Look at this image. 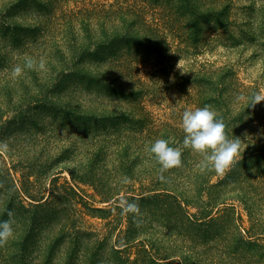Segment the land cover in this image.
Wrapping results in <instances>:
<instances>
[{
	"label": "trees",
	"instance_id": "obj_1",
	"mask_svg": "<svg viewBox=\"0 0 264 264\" xmlns=\"http://www.w3.org/2000/svg\"><path fill=\"white\" fill-rule=\"evenodd\" d=\"M15 1L0 0L2 75L7 74V70L12 72L17 65L23 68L29 57L37 63L41 59L26 49L28 38L34 43L39 41V22L26 24L22 16L16 17V8L23 6L27 10L36 6L46 12L43 15L51 12L49 2ZM148 2L156 8L168 9L170 14L166 16L172 15L180 29L183 25L187 31L174 36L183 37L181 40H189L190 44L198 43L207 29L229 27L226 17L230 6L224 3L219 9L204 10L207 0ZM112 13L111 17L107 9L104 18L110 23L103 21V32L93 40L89 41L92 38L89 24L84 27L86 43L78 42L72 22L68 21L66 44H53L50 52L44 53L48 47L46 42L43 49L46 55L42 57L45 69H24L23 75L16 78L21 81L31 77L36 92L28 100L33 99L37 109L52 122L58 120L60 129L69 131L72 133L69 137L76 136L80 141L71 143L68 149L56 146L58 152L52 157L46 154L52 149L45 152L41 149L44 170L40 168L43 165L37 163L38 173L22 176L19 185L13 183L6 170L0 173V221L11 219L14 232L8 243L0 247V264H28L27 254L35 252L37 258L44 256L41 264H245L250 254L255 256L257 264H264V111L259 106H250L247 101L238 109H232L234 92L228 91L230 79L224 76L227 72L221 75L204 71L202 76L198 73L190 80L197 97L192 101L194 108L210 105L226 125L229 139L238 138L241 142V160L226 175L220 176L214 170L201 172V157L183 148L182 128L177 129L170 123L155 130L150 127L148 112L142 108L143 85L137 87L139 82L132 85L123 78V70L116 69L125 64L124 56L135 66L165 60L171 51L164 34L156 25L146 29L139 9L126 6L113 9ZM103 96L108 101H99ZM110 101L117 103L104 107L103 103ZM99 102L103 110H113L89 109ZM118 103L125 104L128 110L117 108ZM97 134L103 138L89 141ZM129 134L138 138V151L147 154L142 168L147 170L148 178L139 181L138 193L134 192V185L123 190V177L130 178L131 183H139L136 181L139 176L134 177L136 159L134 162L126 157L130 148L126 142ZM157 139L168 140L169 146L180 148L182 152V166L164 173L166 182L159 179L160 166L149 151ZM110 146L115 150L120 147L125 158L119 160L114 156L109 160L113 168L107 172L113 174L103 177L107 162L101 169H98L99 163L103 155H110L107 152ZM71 156L76 164L73 170H68L72 182L92 186L100 202H110L116 197L139 204L141 213L145 212L142 222L148 225L151 234L148 243L133 240L136 228H128L124 236L118 229L116 237L122 242L112 245L109 237L115 230L109 229L105 236L82 230L73 215L83 202L75 187L68 182L60 183L59 172L50 175L46 186L37 181L38 174L46 176L52 166ZM119 165L125 170L122 175L117 172ZM32 176L35 180L30 179ZM110 177L113 179L109 180ZM241 208L246 212L249 227H244L238 213ZM94 210L103 219L110 214L103 209ZM8 211L13 213L11 218ZM235 213L238 214L234 219L236 223L231 216ZM111 223L113 221H108L106 225ZM259 231L261 233H257ZM257 234L258 237H254ZM132 249L137 254L133 261L128 252Z\"/></svg>",
	"mask_w": 264,
	"mask_h": 264
},
{
	"label": "rangeland",
	"instance_id": "obj_2",
	"mask_svg": "<svg viewBox=\"0 0 264 264\" xmlns=\"http://www.w3.org/2000/svg\"><path fill=\"white\" fill-rule=\"evenodd\" d=\"M5 1L16 2L15 0ZM41 1L51 4L49 14L43 15L46 12H41L36 6H31L32 9L27 10L22 6L16 8L15 11L16 17L20 19L22 16L26 24H31L35 20L39 22L41 28L39 41L34 43L31 38H28L30 42L26 48L28 53L38 58L45 57L46 54L44 53L50 52L53 44H66L68 40V21L72 22L78 42L80 40L79 43L87 42L84 27L88 24L92 32V38H89V41L98 37V35L100 36L103 32V21L106 22L104 17L107 9L111 17L113 16V9L116 8L128 6L139 9L143 21L147 24L144 26L147 27L146 29L149 25L160 27L171 51L165 60L135 66L134 62L126 60L127 57L124 56L125 60L122 61H125V64L116 67L118 72L123 70V78L127 79L129 83L133 85L139 82L137 87L143 85L142 108L148 112V123L154 130L155 127L160 128L168 123L177 129H181L183 112L194 110L193 102L197 99L190 80L194 79L198 73V76H202L204 71L221 75L227 72L224 76L230 79L228 91L232 90L234 92L231 101L234 110L238 109L244 101L250 103V98L255 93L264 95V0H207V3L203 6L204 10L219 9L224 4L230 6L226 17L229 27L227 29H207L202 34L203 38L196 44H190L189 40L188 42L182 41L183 37L174 36L180 34V31L181 33L187 31L185 28L183 29V25L180 29V25L175 19H172V15L166 16L170 14L167 8H156L149 2L147 3V0ZM109 23L106 22L107 25ZM181 23H183L182 20ZM46 42L48 47L43 53ZM14 57H17L16 54ZM9 71L7 70V74H0V114L2 115V118H0V143H6L8 146L7 153L0 154V173L6 170L13 179V183L19 185L23 179L22 176L38 173L37 163L43 165L40 167L41 169L45 168L41 149L43 152L52 149V151L46 153L49 154V157H52L58 152V148L68 149L67 147L71 143L80 140L76 139V136L69 137L72 133L60 129L61 126L58 120L55 123L52 122L48 115L46 116L45 113L37 109V104L33 102V99L28 100V97L30 98L36 92L31 77L28 76L24 80L18 81V79L12 77V72ZM40 77H42V74H40ZM104 100L108 101V98L103 96L99 99V101ZM113 103L117 102L110 101L103 103V105L107 107ZM100 104L99 102L95 108L89 106V109L103 110L104 107ZM116 106L117 108H127L125 104L118 103ZM255 106H259L264 111V101ZM110 110L113 109H104L103 112ZM44 121L49 122L44 123ZM41 123L44 126H40ZM128 136L130 142L127 140L126 142L130 144V148L126 157L132 161L136 159V162L134 161L136 164H133L134 177L139 176V180L136 181H146L148 172L142 167L145 164L143 159L147 157V154L138 151L140 149L136 148L139 143L135 135L129 134ZM101 138H103L101 134H97L91 137L89 141L95 142ZM149 139L151 140L152 137H149ZM117 149L115 150L113 146H110L109 151H107L110 152V155L102 156L103 161L99 163L98 169H101L103 164L107 162L102 173L103 177H106L107 173H110L107 171L113 168L109 160L112 161L114 156L118 157L119 160L125 158L119 151L120 147ZM67 158L65 162L52 166V170L48 171L46 176L38 174L37 181L43 182L46 186L50 175L59 172L60 183L68 182V184L75 187L83 201L73 213L76 225L86 232L103 236L107 235L109 229L112 232L115 230L109 237V244L111 245L122 242L116 237L118 229L123 231L121 236H124V232L128 228L133 230L136 228V234L132 233L133 240L137 239L139 241L142 239L148 243V238L151 236L148 232V225L144 224L143 221L137 226L132 215L129 216V219L125 218L126 215L122 213L119 204L121 198L116 199L115 197L110 202H100L101 198L92 186L72 182L68 170H73L76 164L72 156ZM117 170L120 175L125 171L120 165ZM116 177L119 178L117 175ZM30 179L35 180L33 176ZM111 179L113 178L110 177L109 180ZM142 184L146 185V183ZM133 185L134 192L138 193L141 190L140 182L124 184L123 190ZM97 208L110 211V214L108 213L107 217L103 219L100 217L101 214L94 210ZM238 213L241 214L244 227H249L246 212L241 208ZM144 214L145 212L140 217L141 221ZM231 216L234 223H236L234 219L237 218L238 214H231ZM108 221H113V223L107 226ZM254 237H258V234ZM158 244L165 243L158 242ZM128 252L132 261L137 258L135 250L132 249ZM44 259V256L37 258L36 252L34 254L28 253L26 263L41 264V261L44 263ZM248 260L245 264H257V259H255V256L251 257V254Z\"/></svg>",
	"mask_w": 264,
	"mask_h": 264
},
{
	"label": "clouds",
	"instance_id": "obj_3",
	"mask_svg": "<svg viewBox=\"0 0 264 264\" xmlns=\"http://www.w3.org/2000/svg\"><path fill=\"white\" fill-rule=\"evenodd\" d=\"M24 69L41 71L45 69L43 58L37 61L31 57L27 58L24 67L17 65L12 69V77L18 78L23 75ZM243 99V97H241ZM264 101V95L255 93L250 98V106H255ZM181 128L184 132L183 148L201 157L200 170L215 171L220 176L226 175L241 160L240 159V140L238 138L229 139L226 133V125L222 119L217 118V113L212 110L210 105L194 110H186L182 114ZM8 146L0 143V154H6ZM150 154L155 158V162L160 166L159 179L166 182L164 173L182 166V152L180 148L169 146V141L157 139L149 149ZM123 184L131 183L130 178L123 177ZM2 187V185H0ZM122 213L132 215L134 223L139 226L142 221L140 206L137 202H130L122 198L119 201ZM8 217H12L11 211L7 212ZM11 219L0 221V247L5 246L13 237Z\"/></svg>",
	"mask_w": 264,
	"mask_h": 264
}]
</instances>
